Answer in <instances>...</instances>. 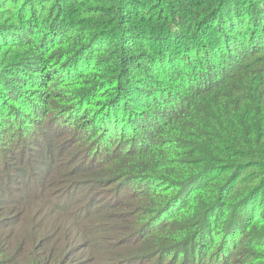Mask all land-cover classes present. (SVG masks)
Listing matches in <instances>:
<instances>
[{
	"label": "trees",
	"instance_id": "1",
	"mask_svg": "<svg viewBox=\"0 0 264 264\" xmlns=\"http://www.w3.org/2000/svg\"><path fill=\"white\" fill-rule=\"evenodd\" d=\"M0 264H264V0H0Z\"/></svg>",
	"mask_w": 264,
	"mask_h": 264
},
{
	"label": "rangeland",
	"instance_id": "2",
	"mask_svg": "<svg viewBox=\"0 0 264 264\" xmlns=\"http://www.w3.org/2000/svg\"><path fill=\"white\" fill-rule=\"evenodd\" d=\"M44 96H49V92H48V89L43 93ZM80 133L78 130H76L75 128H69V133L67 135V140L72 143V144H77L78 146V150L76 151L75 148H69L67 149L68 150V153L67 155H65L63 157V159H67L70 155H72V159L73 161L75 162V166L77 165H82L81 162L85 161L86 159V156H84L82 153H83V150L86 149L85 147H87L89 145V142L95 137L91 134H89V136L87 138H83L85 137L84 133H80L81 137L76 135ZM76 136H78L79 138H75ZM83 136V137H82ZM70 146V145H69ZM34 155V158L36 157V154H33ZM65 165H71V162L67 163V161H64L63 162ZM69 167H67L66 169H68ZM83 188H81L82 190ZM103 192L101 191H98V190H95L94 191V194L93 195H81V197H86V199H89L88 202H91V199L94 197V201H97L99 198V196L102 194ZM108 193V192H106ZM98 203V202H97Z\"/></svg>",
	"mask_w": 264,
	"mask_h": 264
}]
</instances>
